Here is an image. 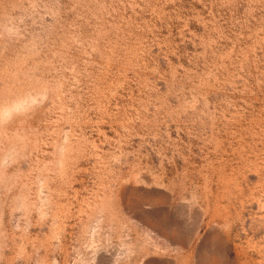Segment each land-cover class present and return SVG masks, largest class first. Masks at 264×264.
I'll list each match as a JSON object with an SVG mask.
<instances>
[{
    "label": "rangeland",
    "instance_id": "obj_1",
    "mask_svg": "<svg viewBox=\"0 0 264 264\" xmlns=\"http://www.w3.org/2000/svg\"><path fill=\"white\" fill-rule=\"evenodd\" d=\"M0 264H264V0H0Z\"/></svg>",
    "mask_w": 264,
    "mask_h": 264
}]
</instances>
